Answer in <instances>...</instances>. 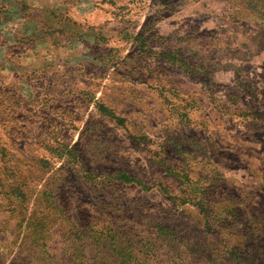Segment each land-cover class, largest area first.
I'll list each match as a JSON object with an SVG mask.
<instances>
[{"label":"rangeland","instance_id":"obj_1","mask_svg":"<svg viewBox=\"0 0 264 264\" xmlns=\"http://www.w3.org/2000/svg\"><path fill=\"white\" fill-rule=\"evenodd\" d=\"M0 264H264V0H0Z\"/></svg>","mask_w":264,"mask_h":264}]
</instances>
